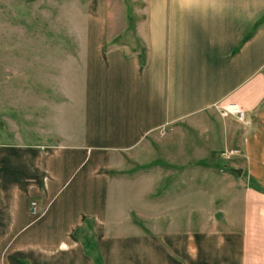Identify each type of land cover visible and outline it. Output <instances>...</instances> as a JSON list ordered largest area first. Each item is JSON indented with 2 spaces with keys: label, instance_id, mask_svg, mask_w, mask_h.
I'll return each mask as SVG.
<instances>
[{
  "label": "crops",
  "instance_id": "1",
  "mask_svg": "<svg viewBox=\"0 0 264 264\" xmlns=\"http://www.w3.org/2000/svg\"><path fill=\"white\" fill-rule=\"evenodd\" d=\"M133 1L142 16L133 23L134 34L146 43L145 48L139 41L135 51L115 38L127 28L125 19L97 16L109 15L113 7L123 10L122 4L87 0L88 14L96 17H89L88 26H99L100 33L85 50L77 122L82 130L53 132L51 145L0 148V264H264V0ZM227 106L240 108L243 120L224 117L221 134L216 110ZM155 128L166 136L168 173L162 181L168 185L159 191L157 179L150 200L160 199L178 174L203 167L201 158L175 162L171 156L176 148L182 154L200 151L191 145L189 132L205 133L204 146L224 144L259 163L262 182L246 165L230 166L234 175L254 179L244 188L246 227L237 234L240 244L234 233L220 229L161 235L109 227L108 217L127 219L128 214L111 205L109 188L149 167L137 158L154 145L148 137ZM212 146L209 154L215 153ZM118 177L120 182L113 180ZM30 200L40 214L30 213ZM219 200L213 196L210 202L216 228L226 219L215 206ZM163 214L152 217L171 218ZM185 218L197 215L189 212ZM87 222L97 237L98 258L77 238ZM224 244L228 255L221 251ZM237 244L242 254L231 255Z\"/></svg>",
  "mask_w": 264,
  "mask_h": 264
},
{
  "label": "rangeland",
  "instance_id": "2",
  "mask_svg": "<svg viewBox=\"0 0 264 264\" xmlns=\"http://www.w3.org/2000/svg\"><path fill=\"white\" fill-rule=\"evenodd\" d=\"M114 2H120L123 10L113 7L109 9V15L100 11L97 16L106 14L115 20L125 19L127 28L115 38L126 42L131 51H135L138 42L143 41L134 34L133 23L142 16L133 10V0H109L111 4ZM89 17L96 18L88 14L87 0H0V148L39 142L51 145L54 143L53 132L63 134L82 130L77 122H80L83 105L85 50L100 33L99 26H88L91 23ZM216 111L221 134H224L222 128L226 130L224 117L233 118L239 124L242 122L227 108L220 107ZM186 136L200 151L193 149L194 152L190 150L188 154L184 150L182 154L176 148L171 156L176 157L175 162L193 163L201 158L203 167L196 165L178 174L160 199L150 200L149 192L157 179H161L159 191L168 185L165 179L162 181L168 173L164 169L168 155L162 149L166 136L161 128L152 129L148 141H154V145L137 158V162L148 163L149 167L136 170L131 176L126 175L128 179L123 181L122 177L113 179L121 182L119 186L115 182V187L109 188L111 205L119 204L120 210L126 209L128 213L127 219L108 217L109 227H114L116 232L138 229L161 235L187 233L188 228L202 234L220 229L217 231L234 233V241L240 244L241 238L237 239V234L246 227L242 214L245 210L244 188L254 179L247 174L234 175L230 166L246 165L248 171L262 182L259 163H252L249 156L224 144L221 147L204 146L200 141L206 139L205 133L197 132L196 137L189 132ZM219 139L222 140V136ZM208 145L216 148L214 154H209ZM213 196L220 199L215 206H220L226 215L218 228L211 218ZM32 207L34 214H40L35 200L29 202L30 213ZM189 212L196 213L197 218H185ZM157 213H169L171 218L152 217ZM180 215L184 216L183 219L176 218ZM83 228L82 233L77 232V238L87 245V253L98 258L97 237L91 231V223H85ZM226 248L229 246L224 244L221 251L228 255ZM234 249L231 255L242 254L238 244Z\"/></svg>",
  "mask_w": 264,
  "mask_h": 264
},
{
  "label": "bare ground",
  "instance_id": "3",
  "mask_svg": "<svg viewBox=\"0 0 264 264\" xmlns=\"http://www.w3.org/2000/svg\"><path fill=\"white\" fill-rule=\"evenodd\" d=\"M234 106H227V110L229 111V112H231V113H233L234 115H236L239 119H241V120H243V115H244V113L242 114V117H239L238 116V114H236V112H234ZM238 108V107H237ZM238 109H240V108H238ZM241 110V109H240ZM242 111V110H241Z\"/></svg>",
  "mask_w": 264,
  "mask_h": 264
},
{
  "label": "built area",
  "instance_id": "4",
  "mask_svg": "<svg viewBox=\"0 0 264 264\" xmlns=\"http://www.w3.org/2000/svg\"><path fill=\"white\" fill-rule=\"evenodd\" d=\"M233 109H234V112H236V114H238L239 117H242L243 111H241L240 109H238L236 106H234ZM32 213H34V207H32Z\"/></svg>",
  "mask_w": 264,
  "mask_h": 264
},
{
  "label": "water",
  "instance_id": "5",
  "mask_svg": "<svg viewBox=\"0 0 264 264\" xmlns=\"http://www.w3.org/2000/svg\"><path fill=\"white\" fill-rule=\"evenodd\" d=\"M233 171H234L235 173H237V174H240V173H241V169H239V168H238V169H237V168H234Z\"/></svg>",
  "mask_w": 264,
  "mask_h": 264
},
{
  "label": "trees",
  "instance_id": "6",
  "mask_svg": "<svg viewBox=\"0 0 264 264\" xmlns=\"http://www.w3.org/2000/svg\"><path fill=\"white\" fill-rule=\"evenodd\" d=\"M143 51V50H142ZM143 60V52H141V61Z\"/></svg>",
  "mask_w": 264,
  "mask_h": 264
}]
</instances>
